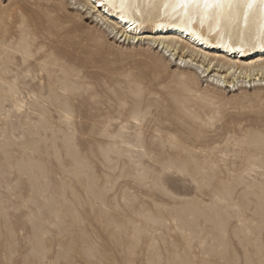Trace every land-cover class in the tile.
I'll use <instances>...</instances> for the list:
<instances>
[{
  "label": "rangeland",
  "instance_id": "374dc122",
  "mask_svg": "<svg viewBox=\"0 0 264 264\" xmlns=\"http://www.w3.org/2000/svg\"><path fill=\"white\" fill-rule=\"evenodd\" d=\"M122 30L0 0V264H264V76Z\"/></svg>",
  "mask_w": 264,
  "mask_h": 264
},
{
  "label": "bare ground",
  "instance_id": "6f19581e",
  "mask_svg": "<svg viewBox=\"0 0 264 264\" xmlns=\"http://www.w3.org/2000/svg\"><path fill=\"white\" fill-rule=\"evenodd\" d=\"M79 3L90 6L96 21L113 33L123 29L125 41L148 40L181 58L191 61L199 58L200 65L207 63L206 73L216 71L221 77L225 75L222 82L232 74L244 73L248 77L252 72L253 76H264L262 57L250 64L238 63L253 52L264 50V0H79ZM129 33L141 34L134 37ZM214 49L216 53H211ZM233 55L240 61H232L237 59Z\"/></svg>",
  "mask_w": 264,
  "mask_h": 264
}]
</instances>
